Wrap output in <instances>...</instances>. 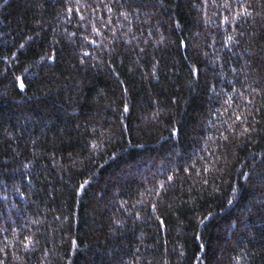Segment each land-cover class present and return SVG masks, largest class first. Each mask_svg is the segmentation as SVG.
<instances>
[{
  "label": "trees",
  "instance_id": "obj_1",
  "mask_svg": "<svg viewBox=\"0 0 264 264\" xmlns=\"http://www.w3.org/2000/svg\"><path fill=\"white\" fill-rule=\"evenodd\" d=\"M0 264H264V0H0Z\"/></svg>",
  "mask_w": 264,
  "mask_h": 264
}]
</instances>
